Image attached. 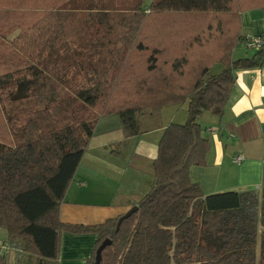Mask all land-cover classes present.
Returning a JSON list of instances; mask_svg holds the SVG:
<instances>
[{"label": "trees", "instance_id": "16d2710c", "mask_svg": "<svg viewBox=\"0 0 264 264\" xmlns=\"http://www.w3.org/2000/svg\"><path fill=\"white\" fill-rule=\"evenodd\" d=\"M144 1L123 13L96 0H0V100L35 105L26 117L1 119L0 228L39 264H57L62 232L96 235L85 264H95L105 240L100 264H264V174L260 191L206 197L190 179L210 150L199 119L221 118L235 72L263 62L264 50L239 60L232 50L241 13L264 9V0H152L145 10ZM72 44L82 48L75 56L89 84L69 95L39 66ZM217 65L223 70L212 74ZM178 104L187 118L164 129L136 212L118 228L119 217L61 223L60 203L97 122L117 116L127 140L139 136L144 112Z\"/></svg>", "mask_w": 264, "mask_h": 264}, {"label": "crops", "instance_id": "0c3cea01", "mask_svg": "<svg viewBox=\"0 0 264 264\" xmlns=\"http://www.w3.org/2000/svg\"><path fill=\"white\" fill-rule=\"evenodd\" d=\"M151 1L145 3L144 9ZM240 24L242 38L233 49L232 60L251 58L255 54V51L244 48L243 39L249 36L264 37V9L241 13ZM71 53L75 56L80 51L72 50ZM215 68V74L223 70L221 65ZM234 77L223 116L217 118L204 113L199 122L202 135L210 142V150L204 167L191 168L190 179L199 185L205 197L227 192L260 191L261 188L264 174V59L259 67L236 71ZM8 103L14 104L10 100ZM177 106L169 108L176 113ZM154 121L152 113L141 115L138 118L139 136L127 140L123 137L117 116L101 118L97 122L60 203L61 223L102 224L124 215L150 191L154 179L148 174L145 175L148 180L144 179L143 165L151 166L156 158L157 142H150L144 136L149 131H155L160 133L157 135L159 142L166 128L154 130ZM134 140H137L136 152L126 162L127 158L116 150V146ZM234 156H241L242 161L233 164L231 159ZM112 182L115 183L114 188ZM0 229L5 232L1 245H9L5 254L9 257L7 264H39L35 257L22 251V241L11 244L7 240L6 230ZM95 242L96 235L93 234L62 232L57 264H85Z\"/></svg>", "mask_w": 264, "mask_h": 264}, {"label": "rangeland", "instance_id": "374dc122", "mask_svg": "<svg viewBox=\"0 0 264 264\" xmlns=\"http://www.w3.org/2000/svg\"><path fill=\"white\" fill-rule=\"evenodd\" d=\"M150 0H145L144 3H147ZM96 3L98 4L99 7L101 5L106 6L107 9L110 10H119L122 11L123 13H130V8H132L134 4V0H96ZM146 9V8H145ZM144 9V10H145ZM145 14H150L149 12ZM16 33H13L9 39H12ZM9 41H6L8 44ZM82 48L77 47L76 44H72L68 50L65 52L61 51L58 53L57 56L50 57L48 58L43 66H39L45 75H48L58 81L60 84H62L65 89L66 93L69 95H73L74 91L88 86L89 84V78L87 75L84 74V70L80 67L81 62L78 60V57L72 56L71 51L72 50H81ZM233 53V50H232ZM2 71V70H0ZM217 72V69H213L212 73L215 74ZM20 75H28L27 72H23ZM186 104L180 105L178 104V110L173 112L170 110L169 107L167 106L162 109L161 112L159 113H154L152 111H146L142 115H149V113H152L155 117V121L153 122L152 128L154 130H161L165 127H167L171 123H184L187 114L185 112ZM175 106V105H173ZM35 105H34V99L30 98L28 100L22 101L20 104L14 103V104H9L8 100H6L5 95H2V98L0 100V123L2 122V118L4 121H7L8 118L11 116L12 119L17 118L18 116L26 117L27 113L34 110ZM201 119H199L200 122ZM17 126H22L23 123L21 122H16ZM7 128L10 131H13L14 128L10 127V125H7ZM152 130V129H151ZM0 132H2V128L0 127ZM160 133H155V131L151 132L149 131L144 137L145 139H148L150 142H157L156 146L158 144L157 141V135ZM135 138V137H134ZM137 140L134 141H129L126 144L118 145L116 146V150L118 152H121L124 157H126V162H129L130 158L133 156V153L135 151V144ZM134 161V159L132 160ZM143 175L144 179L148 180L146 174L150 176L152 179L153 177V169H152V164L151 166H146L143 165ZM144 180V181H146ZM148 182V181H147ZM112 187H115V183L112 182ZM148 186V184H147ZM4 230L0 229V245L2 244V240L4 239L3 236ZM5 235V234H4ZM9 260V257H6V261ZM8 263V262H7Z\"/></svg>", "mask_w": 264, "mask_h": 264}, {"label": "built area", "instance_id": "2783aa9c", "mask_svg": "<svg viewBox=\"0 0 264 264\" xmlns=\"http://www.w3.org/2000/svg\"><path fill=\"white\" fill-rule=\"evenodd\" d=\"M243 45L246 50L250 51L257 52L264 50V37H245L243 39ZM241 161V156H234L231 159L233 164H239ZM7 250H9V245L7 243L0 245V255H5Z\"/></svg>", "mask_w": 264, "mask_h": 264}, {"label": "water", "instance_id": "95a60500", "mask_svg": "<svg viewBox=\"0 0 264 264\" xmlns=\"http://www.w3.org/2000/svg\"><path fill=\"white\" fill-rule=\"evenodd\" d=\"M137 210V206H133L129 211H127L124 215H122L121 217H119L118 221H117V228L120 226L121 222L127 218H129L134 212H136ZM110 245V241L109 240H105L101 243V245L97 248L96 252H95V264H100V260H101V252Z\"/></svg>", "mask_w": 264, "mask_h": 264}]
</instances>
